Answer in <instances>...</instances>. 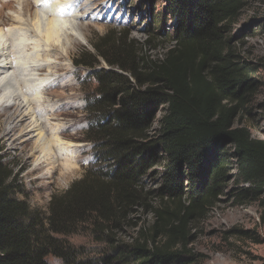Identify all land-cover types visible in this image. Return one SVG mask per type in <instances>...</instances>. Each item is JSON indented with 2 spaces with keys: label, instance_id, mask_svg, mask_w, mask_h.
Returning <instances> with one entry per match:
<instances>
[{
  "label": "trees",
  "instance_id": "obj_1",
  "mask_svg": "<svg viewBox=\"0 0 264 264\" xmlns=\"http://www.w3.org/2000/svg\"><path fill=\"white\" fill-rule=\"evenodd\" d=\"M249 1L165 0L161 25H150L143 42L127 29L91 36L92 52L74 61L95 82L84 131L91 160L66 191L51 194L44 215L17 197L18 176L0 157V264H192L190 223L230 178L242 184L235 197L264 207V140L237 124L259 89L258 69L229 38ZM159 38L165 52L152 59L144 49ZM143 213L150 223L138 222ZM79 232L106 247L99 257L69 242Z\"/></svg>",
  "mask_w": 264,
  "mask_h": 264
},
{
  "label": "rangeland",
  "instance_id": "obj_2",
  "mask_svg": "<svg viewBox=\"0 0 264 264\" xmlns=\"http://www.w3.org/2000/svg\"><path fill=\"white\" fill-rule=\"evenodd\" d=\"M22 2L28 3L27 6L22 5ZM40 2L41 5H36L35 0H0V49L5 47L6 55L2 59L7 58L11 64L14 60V64L18 65L17 58H14L16 56L23 61V65L10 70L9 75L15 73L17 78H26L25 74H29V78H38L36 72H26L27 64L31 62L46 66L49 62L53 64V68L45 69L42 74L43 78H52L51 81L57 82V86H47L39 91L38 96L41 98L36 101L47 110L41 109L36 114H41V118L45 120L44 135L52 140L57 136L58 143L55 144L60 145L52 147L51 152L48 150L49 158L51 156L49 162L37 166L34 158L41 154L31 145L36 137L30 138L27 135V141L19 143L6 135L10 124L8 115L14 112V109H9L7 113L0 114V157L18 176L23 192L17 191V197L26 200L31 211L48 215L51 194L66 191L74 181L82 177L87 163L91 160V144L86 141L84 131L90 120L86 112V99L93 94L95 82L87 77L90 70L76 67L74 61L81 51L92 52L89 44L92 35L102 36L107 30L127 29L129 38L143 42L147 38L145 31L150 25H161L159 22L165 13V0H154V3L152 0H80L77 7L66 11L76 10L82 16L88 11L87 19H79L86 25L84 40L76 33V26H72L75 23L74 18L69 14L60 15L55 12L57 16H47L49 12L46 8L56 11L62 5H67L69 0H50L47 6L43 0ZM34 11L40 14L39 20L32 15ZM153 16L156 18L153 19ZM52 17L66 22L59 25L58 34L53 38V41L57 38L60 41L59 44L52 42L55 47H50L44 36L35 37L32 33L33 30H46L48 20L53 19ZM167 21L166 32L170 34L173 32V22L169 17ZM68 34L73 35L74 40L77 38V41L67 40ZM229 38L232 39L236 55L240 56L242 62L258 69L252 77L259 82V89L242 109L237 124L248 126L253 137L264 140V0L249 1L238 23L231 28ZM165 42L166 40L160 38L159 41L150 42L144 49L145 54L152 59L160 57L165 52ZM29 49L33 51L29 52ZM47 50L51 51L50 54H47ZM100 66L107 68L103 61ZM18 81L20 85L16 88L21 91L23 81ZM21 99L18 97L0 104L11 106L21 103ZM160 117L161 112L157 113L152 128L158 129ZM48 128L53 129L55 134L50 136ZM230 163H234V160ZM66 165L70 168L64 167ZM230 167L231 176L236 173V167ZM146 181L148 190L156 188L153 177ZM226 186L219 201L190 223L193 237L187 250L192 255V264H264V207L258 200H245L242 195L235 197V194L238 196L242 184H237L234 178H230ZM138 218L141 225L152 220L151 215L144 213L138 214ZM67 239L76 248H84L90 258L99 257L106 248L96 243L87 232L72 234ZM50 262L62 264L60 260L52 257Z\"/></svg>",
  "mask_w": 264,
  "mask_h": 264
},
{
  "label": "bare ground",
  "instance_id": "obj_3",
  "mask_svg": "<svg viewBox=\"0 0 264 264\" xmlns=\"http://www.w3.org/2000/svg\"><path fill=\"white\" fill-rule=\"evenodd\" d=\"M40 1L41 0H35V2H37L35 4L41 5ZM21 4L22 5L24 4V6L26 7L28 3L22 2ZM43 9H45V8H43ZM26 10H27V8H26ZM46 10H47V12H49L48 13L49 15H47V16H57L58 15L57 13H55L57 11H55L53 9L49 10L46 8ZM68 13H70L69 15L74 18V21H75L74 24H76V25L72 24V26H76V29H75L77 31L76 33L81 37V39L84 40V31H85L86 25L83 23L84 21H79V19H82V20L87 19L89 17L88 11H86V13L83 14V16L79 13V11H76V10H72L71 12L68 11ZM50 14H52V15H50ZM32 15L38 20L41 18L40 14L37 11H34L32 13ZM56 18L57 17L48 20V25H47L46 30H40V29H38L36 31L33 30L32 31L33 35L35 37H40V35L44 36L46 39L45 42H48L49 37H51L52 41H53V38H55V35L58 34L59 25H61L62 23H66L64 20L56 19ZM13 21L16 22L15 20H13ZM39 30H40V33H39ZM72 36L73 35L68 34V36H66L67 40L72 39L74 42L77 41V38H75L76 40H74V38ZM38 39H40V38H38ZM44 44H46V43H44ZM48 44H49V42H48ZM52 45H53V43L51 42L50 47L54 46V45L53 46ZM4 50H5V47L3 46L0 49V66H3V67H0V102H3L5 104V101H7V100L9 101L10 99H15L18 97L22 98L21 103L14 104L11 106L10 105H4L3 103L0 104V114L1 113H3V114L7 113L9 109H14V112L11 113L10 115H8V118L10 120V122H9L10 124H8V128L6 130L7 131L6 135L10 139H12L13 141H18L19 143L27 141V138H26L27 135L30 138H32V136H35L36 138L33 140V142H31V145H32L33 149L40 151L41 156L34 158V162L36 163L37 166H39V165H42L44 163L49 162V159H51V156L49 158L48 150H49V152H51L50 149H53L52 147H55V145H56L55 143H58L57 142L58 140L56 139L57 136L56 137L54 136L55 138H54V140H52L51 137H47L48 135L47 136L44 135L45 130H44L43 122L45 120L43 118H41L42 117L41 114H39V115L36 114L37 112L41 111V109L47 110V108L43 107L42 105L40 106L38 104L39 101L37 102L36 100L37 99L39 100V98H41L38 96L39 91L42 90L43 88L47 87L48 82H50L52 80V78H43L44 75L42 74V71H45V69H47V68H53V64L51 62H49L48 66H46V65L34 64L32 62L29 64L26 63L28 65L26 72H28V70H30L32 72L34 71V72H36V75L38 78H35V79H33V77L29 78V77H27V76H29V74H25V75H27L26 78H24V77L23 78L22 77L17 78L15 73H13L14 76L9 75L10 70L13 67H17L18 65H23L22 64L23 61H21V58H19V56L18 57L16 56V57H14L15 59L17 58V60H18L16 63L19 62L20 64L18 63V65H15L14 60L11 64V62L8 61L7 58L2 59L6 55ZM31 51H33V50H30L29 52H31ZM35 52H36V50H35ZM47 52H48L47 54H50L51 51L47 50ZM29 54H31V53H29ZM18 55H19V53H18ZM25 55H26V53H25ZM45 60H47V59H45ZM20 69H19V71H20ZM30 71H29V73H31ZM16 73H17V71H16ZM17 79L18 80L20 79L21 81H23V84H22L23 88L21 89V91H18L16 88V86L20 85L19 81ZM31 80H33V81H31ZM25 88H26V90H25ZM36 93H37V95H35ZM35 105H38V106H35ZM31 110H33L34 112H31ZM44 115H45V113H44ZM51 127H53V126H51ZM50 128H48V134L50 133V136H52L54 132H52L53 129L50 130ZM57 145H60V143ZM70 145H72V144H70ZM64 167L70 168V166H67V165ZM64 170H68V169H64Z\"/></svg>",
  "mask_w": 264,
  "mask_h": 264
},
{
  "label": "snow or ice",
  "instance_id": "obj_4",
  "mask_svg": "<svg viewBox=\"0 0 264 264\" xmlns=\"http://www.w3.org/2000/svg\"><path fill=\"white\" fill-rule=\"evenodd\" d=\"M79 2H80V0H69V3L67 5H62L56 11L60 15L70 14L66 10L77 7V5L79 4ZM43 3H44V5L47 6V5H49L50 0H43ZM48 42L49 43L53 42L51 37L48 38ZM55 43H57V44L60 43L59 38H57L55 40ZM0 67H3V66H0ZM55 86H57V82H54V81L48 82V87H55ZM84 162L86 163L87 161H84Z\"/></svg>",
  "mask_w": 264,
  "mask_h": 264
}]
</instances>
